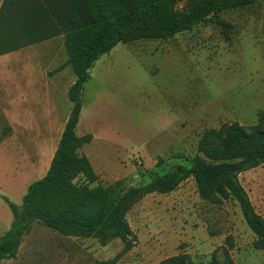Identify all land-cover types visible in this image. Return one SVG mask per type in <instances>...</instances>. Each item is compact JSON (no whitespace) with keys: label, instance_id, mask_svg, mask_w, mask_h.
Segmentation results:
<instances>
[{"label":"rangeland","instance_id":"1","mask_svg":"<svg viewBox=\"0 0 264 264\" xmlns=\"http://www.w3.org/2000/svg\"><path fill=\"white\" fill-rule=\"evenodd\" d=\"M187 1L178 0L176 8ZM127 9L115 7L114 16ZM220 19L225 26L208 21L173 38L119 44L95 63L82 94L77 135L93 136L79 154L89 159L97 179L79 176L73 182L77 188L114 201L204 157L198 145L207 131L261 122L264 0L224 11ZM14 27L7 40H14ZM0 58L1 87L26 79L23 95L0 92L2 237L13 221L2 197L21 205L28 187L47 174L73 108L68 91L76 75L71 65L59 70L68 60L63 36ZM50 78L54 86L47 90ZM240 180L264 218V165ZM127 220L137 240L118 264H160L180 255L203 264L215 257L223 264V251L215 253L219 248H226L236 264H264V251L254 248L258 238L237 201L206 200L192 178L170 194L144 197ZM123 250L120 239L104 246L96 238L68 237L35 221L17 257L0 264H95Z\"/></svg>","mask_w":264,"mask_h":264},{"label":"trees","instance_id":"2","mask_svg":"<svg viewBox=\"0 0 264 264\" xmlns=\"http://www.w3.org/2000/svg\"><path fill=\"white\" fill-rule=\"evenodd\" d=\"M178 0H3L0 9V56L63 36L76 81L68 91L73 104L50 168L33 182L17 205L8 197L13 221L0 237V262L17 257L24 236L35 221L71 237L96 238L102 245L115 239L124 243V250L113 260L95 264H118L131 251L137 240L127 214L150 194H170L189 179H194L206 200L218 203L234 199L244 219L257 236L256 250L264 251V218L256 211L241 183V174L264 165V117L258 125L246 128L237 123L207 131L201 138L192 166L178 165L150 183L132 187L116 200L108 201L102 193L80 189L74 180L83 176L90 182L97 179L89 159L79 150L90 144L92 134L77 135L84 108L82 94L91 79L95 63L119 44L142 39L164 40L191 31L208 21L225 26L220 14L227 10L253 5L256 0H188L176 8ZM128 9L114 16L115 7ZM15 24V25H13ZM15 26L14 40L8 36ZM5 35V36H3ZM7 37V39H6ZM223 264H236L226 248ZM160 264L193 263L187 255L169 258ZM210 264H219L216 258Z\"/></svg>","mask_w":264,"mask_h":264},{"label":"crops","instance_id":"3","mask_svg":"<svg viewBox=\"0 0 264 264\" xmlns=\"http://www.w3.org/2000/svg\"><path fill=\"white\" fill-rule=\"evenodd\" d=\"M59 37H61V36H59ZM59 37H56V38H53V39H51V40H48V41H52V40H56L57 38H59ZM64 38V37H63ZM45 43L47 42V41H44ZM44 42H42V43H44ZM40 44V43H39ZM35 45H37V44H35ZM30 47V46H29ZM1 57V56H0ZM1 59V58H0ZM60 70V69H59ZM63 70V69H62ZM26 79H25V77H23V81H25ZM22 81V82H23ZM76 81V80H75ZM75 81H74V83H75ZM21 82V83H22ZM53 81H52V79L50 78V79H47L46 81H45V88L48 90L50 87H53L54 86V83H52ZM21 83H14L13 85H11V86H9L8 88H4V87H1L0 86V92H7V91H10V92H16L17 94H21V95H23V92H24V88H23V85L21 84ZM73 83V84H74ZM72 84V85H73ZM71 88V87H70ZM69 88V89H70ZM61 139V138H60ZM56 152V151H55ZM55 154V153H54ZM53 157H54V155H53ZM22 246V245H21ZM20 249H21V247H20ZM20 249H19V251H20ZM4 261H6V260H4ZM3 262V261H2Z\"/></svg>","mask_w":264,"mask_h":264}]
</instances>
